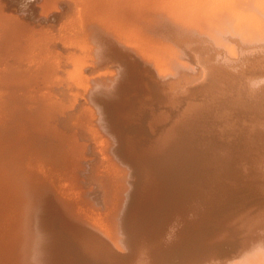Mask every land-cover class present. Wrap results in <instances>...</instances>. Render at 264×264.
I'll return each mask as SVG.
<instances>
[{"label":"bare ground","instance_id":"6f19581e","mask_svg":"<svg viewBox=\"0 0 264 264\" xmlns=\"http://www.w3.org/2000/svg\"><path fill=\"white\" fill-rule=\"evenodd\" d=\"M0 264H264V0H0Z\"/></svg>","mask_w":264,"mask_h":264},{"label":"rangeland","instance_id":"374dc122","mask_svg":"<svg viewBox=\"0 0 264 264\" xmlns=\"http://www.w3.org/2000/svg\"><path fill=\"white\" fill-rule=\"evenodd\" d=\"M12 14H17V15H18V14H20V13L16 12V13H12ZM20 15H21V14H20ZM17 17H21V16H17Z\"/></svg>","mask_w":264,"mask_h":264}]
</instances>
